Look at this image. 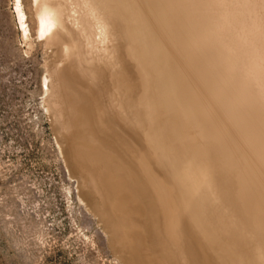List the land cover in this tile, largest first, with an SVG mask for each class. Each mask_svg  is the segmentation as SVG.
Segmentation results:
<instances>
[{
  "label": "rangeland",
  "instance_id": "1",
  "mask_svg": "<svg viewBox=\"0 0 264 264\" xmlns=\"http://www.w3.org/2000/svg\"><path fill=\"white\" fill-rule=\"evenodd\" d=\"M99 1L107 6L100 18L106 43L91 57L96 75L87 77L78 59L85 50L79 37L64 36L63 58L40 36L35 0L19 1L22 21L16 0H0V264H126L113 232L123 246L134 241L129 213L139 202L147 222L136 237L140 264H264V140L238 151L237 136L216 137L231 117L222 107L229 99L252 107L253 124L263 126L255 114L258 102L253 96L243 102V90L258 80L247 75L257 55L245 37L263 30L264 0H218L220 6L217 0L218 6L212 0H152V7L150 0H137L142 8L135 17L123 0ZM209 5L220 10L209 11ZM143 15L150 28L142 26ZM228 25L235 29L224 34L230 43L245 40L239 60L225 53L227 39L215 31ZM205 35L213 47L197 50L195 38ZM193 57L197 62L188 63ZM234 63L241 68L237 76L231 74ZM57 64H65L78 95L91 102L93 131L106 143H99V157L120 193L117 203L84 181L92 167L80 154L84 130L76 125L72 134L65 131L47 89L54 91ZM186 69L194 74L195 99L179 97ZM234 131L229 128L228 136Z\"/></svg>",
  "mask_w": 264,
  "mask_h": 264
},
{
  "label": "bare ground",
  "instance_id": "2",
  "mask_svg": "<svg viewBox=\"0 0 264 264\" xmlns=\"http://www.w3.org/2000/svg\"><path fill=\"white\" fill-rule=\"evenodd\" d=\"M19 1L20 0H16L17 11H18L20 20L22 21V10L20 8ZM147 1H149V0H147ZM132 2H134V3H132ZM132 2H131V0H123V4H124V8H125L126 13L128 10H132V12L130 11V13H133V14H130V15H132V16L134 15L133 17H135L138 14L137 13L138 10H140L142 8L140 6L142 1H141V3H139L137 0H135V1L132 0ZM150 2H153V1L150 0L149 3H147V2L146 3L149 4V7H152L153 4L150 5ZM210 2H211V0H210ZM210 2L208 1V3H210ZM212 2H211L212 4H210V5H214V2L217 4L218 0H217V2H216V0H212ZM35 3H36L37 13H38V17H39V33H40V36H44L48 43L57 45V47H58L57 52L64 53V57L62 56L63 58L66 57V53H67V46H66L67 43H66L64 36L71 34L77 38L79 37L85 44V50H81L80 53L78 54V59L80 61L81 70L85 76L94 77L96 75V70L92 66L93 60L91 59V57L94 55L95 52H97L99 50L101 51V48H102L101 44L106 41V36L103 33V28H102V24H101L102 21L100 18H101V15L103 13L102 11H106L107 6H104V3L103 2L100 3L99 0H35ZM210 5L208 8L212 7L214 9V7L216 6V5L215 6H210ZM207 6L208 5H206L204 10L207 9ZM217 6H218V4H217ZM219 6H220V3H219ZM149 9H151V8H149ZM214 10H220V8L214 9ZM209 11H213V10H211V8H210ZM209 11H207V12H209ZM165 12H167V14L168 13L171 14L170 12H168L166 10H165ZM202 12H200V13H202ZM215 12H217V11H215ZM204 13H203V16H204ZM218 13H219V11H218ZM218 13L215 14V16H213L214 14L212 13V16L219 19L218 17H220V16L218 15ZM164 14L166 16V13H164ZM190 14H192V13L190 12ZM163 15L159 16V17L161 18V17H163ZM192 15H195V14H192ZM165 16L161 19H164L163 21L167 22L168 25H172V24H169V23H171L169 21V19L171 20V18L167 17L168 18V20H167ZM203 16L201 18H204ZM146 17L143 15L140 17V20L143 21L142 24L145 22V26H147L146 28H150V26H149L150 21L147 20ZM199 17H200V15H199ZM226 17H227V15L224 17V19H226ZM130 18H132V17H130ZM221 18H222V16H221ZM172 20H174V19H172ZM131 21H135V20L133 19ZM159 21H161V20L158 19L157 26L160 25ZM163 21H162V24L165 25L166 23H163ZM212 21L214 22V23L212 22V24H214V26H216V24H218L217 23L218 21L217 22L214 20H212ZM203 22H206V21H203ZM21 24H22V22H21ZM138 24L140 25L141 21ZM138 24H136V25H138ZM162 24H161V27H162ZM204 24L205 23H203V25ZM133 26H134V24H133ZM142 26L144 27V24ZM165 26H167V25H165ZM165 26H163V27H165ZM201 26H202V24H201ZM262 26H263L262 31H256V32H252L250 34L246 33V35H248L247 38L244 36L245 39H250V41L249 40L248 41L251 42V45L253 46V50H254L253 52H254V54L257 55V57H253L254 55L251 56L252 57L251 67L249 69H247V75H251L252 77H256V78H258V80L255 83L254 82H251V83L248 82L249 86L248 85L245 86V89L243 90V92L245 93V99L243 102H249L251 100L250 98L253 96V98L258 102V103L256 102L257 104H255L256 107L258 108V112H256L255 114L258 115L259 119H261L263 126L262 125L258 126V125L253 124L252 120L257 118V117L253 116V114L250 113L253 110V108L245 106L246 103H244L243 105H238L237 104L238 99L235 98V99H229L228 101H226L225 105L222 104L224 111L229 112L231 114V117L219 125V131H218L219 136H216V137L219 140L226 141L227 139L232 138L234 135L237 136V139L234 137V142L237 141L236 149L238 151H239L240 147H243V144H245L247 147H249V146L253 145L254 143H256L257 140H260V139L264 140V69H262L260 67V63H261V59H262L261 56L264 55V24H262ZM24 27H22V28H24ZM98 27L101 28V30L99 29L100 32L97 31ZM207 29H209V28L207 27ZM24 30H25L24 31V37H26L27 31L25 28H24ZM136 31L138 32V30H136ZM215 31H216L217 35H219L218 37H220V40L226 41V39L230 38V37H226L227 35L225 33H228L231 36L232 35L231 32L235 31V29H233V27L230 28V26L228 25V27L224 30H218L216 27ZM213 32H214V29H213ZM244 33H245V31H244ZM224 34L226 36H224ZM243 35H245V34H243ZM98 37H100V38L98 39ZM203 37L202 38H198V37L195 38L197 50H200V48H205V47L212 48L214 45L212 42V39H211L212 37L210 38L209 35H207V36L205 35ZM240 39L241 40H239L238 45H233L234 43H230L231 39L230 40L227 39L226 43H225V41H223L226 44V52L225 53H234V55H236L235 56L236 60L240 59L239 57H241V56H239V55H242L243 54L242 52L245 49L244 48L245 47L244 46L245 40L242 38V36H240ZM215 40H216V38H215ZM220 40H217V41H220ZM150 41H151V39H150ZM247 44L248 43H246V45ZM148 48H149V46H148ZM251 48L252 47L250 46V49ZM86 53H88V55H86ZM225 53L222 52V53H220V55L221 54L223 55ZM57 54H58V57L60 58V56H59L60 54L59 53H57ZM178 55L180 56L181 54H178ZM221 56H220V60L222 59ZM243 56H245V55H243ZM246 56H248V55H246ZM182 57H183V55H182ZM197 58H194V57L189 58L188 63L194 64L195 63L194 60ZM246 58H248V57H246ZM177 59L179 60L180 58L177 56ZM182 59L183 58H181V61H182ZM184 62H182V63L184 64ZM222 64L219 63V65H221V66H222ZM63 67L65 68V64H64V66H62V68ZM62 68L58 64L55 65L53 68L52 74L54 76V79L52 81V86H53L54 91L52 89H50L49 87L47 88L51 94V97H53V99L50 101H52V105L56 108L57 117L61 120L65 131L71 132L74 129V127H76V125L78 126V128H83V130L85 131V132L82 131L83 134L81 135L82 136L81 138L84 141L83 142L81 141L82 142V148L80 149V154H81V156H84V155L87 156L86 159L88 161H90V163H91L90 167L91 166L92 167L89 169H85V172H86L85 175L86 176H84L85 177L84 181L86 183H88V187L90 185L91 188H93V192H95L96 194H99L98 196H100V195L103 196V193H102L103 189L105 191H108L109 195L112 196V197L110 196L111 199L113 201H116V203H117L119 200H122V199H119L120 197L119 198L116 197L117 198L116 199L114 196L117 194H120V193L115 191V189H116L114 187L115 185L108 182V180H107V173H108L107 169L108 168L106 167L107 165L103 161V159H100L101 157H99L100 148L98 146H100L99 143H101V141L99 140V138L96 137V134L93 131V125H92L93 119H91V117H94V116H91V110H92L91 109L92 108L91 102L89 101V99L87 97H83L82 95L81 96L78 95V93L74 89L75 85L73 84V81H71L72 75H69L70 73L66 74L63 71L64 68L63 69ZM240 69H241L240 65H236L234 63V65L231 68V74H233V75L236 74V76H237V74L240 72ZM66 70H68V68ZM194 72L195 71H193V73ZM184 74L181 75V81L184 82V85L182 86L183 90H181L179 97H183L186 100L189 99L190 97L195 99L196 98V96H195L196 86L193 83L194 80L192 77V75H194V74H192L191 71L188 72V69L185 70ZM74 77H76V76H74ZM98 77L100 78V76H98ZM122 78L124 79V76ZM85 81L83 80V82H85ZM80 83H81V81H80ZM84 85H85V83H84ZM84 85L82 84V86H84ZM89 85L91 86V84H88V87H89ZM201 85L202 86L204 85V87H205L206 84L202 83ZM92 87L93 86H91L90 88L92 89ZM90 88H89V90H90ZM94 89H95V86H94ZM67 90H69L70 95L66 94ZM85 90L88 91L87 89H85ZM86 91H85V93H86ZM255 92H258V93H255ZM96 94H97V91H96ZM246 94H248V95H246ZM68 96H70V97H68ZM89 98H90V96H89ZM93 99H94V97H93ZM90 100H92V99L90 98ZM210 101L213 102L214 100H210ZM212 102L209 103L211 106L214 105V104H212ZM95 105L98 106L97 104H95ZM96 113L100 114V112H97V108H96ZM214 115L215 114L213 112H210L209 113V119L214 118ZM98 117H99V115H98ZM251 118H253V119H251ZM194 119H196V117ZM255 120H257V119H255ZM196 122H197V120H196ZM231 127H235V131L233 134L231 132H229L231 135L228 136L227 130ZM76 130H77V128H76ZM139 130H141V129H139ZM96 132H98V131H96ZM71 134H72V132H71ZM74 134H76V133H74ZM68 136H70V135L68 134ZM73 137H75V136H73ZM70 138H72V137H70ZM244 140H247V142L245 143ZM74 142L76 143V141H74ZM78 142L80 143V139ZM102 143H104V142H102ZM104 144H106V143H104ZM71 147H72V145H71ZM105 147L106 146H104V148ZM169 148H171V147L169 146ZM244 148L245 147H243V149ZM118 150H119V148H118ZM114 151H117V150H114ZM241 151H243V150L241 149ZM107 152H108V150H107ZM180 154H182V153L180 152ZM184 154H186V152ZM261 159L264 162V156H262ZM87 166L89 167V165H87ZM93 166L95 167L96 172L94 171ZM80 169H82V168L80 167ZM192 169L194 170L193 166H192ZM188 170H190V169H188ZM123 174H124V176H126L125 172H123ZM122 178H124V177H122ZM129 179H130V177H129ZM129 179L127 178V181H129ZM123 181H126V180L123 179ZM122 183L125 184V182H122ZM126 183H128V182H126ZM136 185H137V183H136ZM136 185L134 184L135 187H136ZM127 187H128V185H127ZM125 189H126V187H125ZM138 193H139V191H138ZM199 193L202 196L204 195L201 192H199ZM121 196H122V194H121ZM141 196H143V195H141ZM153 203H154V200H153ZM144 209H145L144 206L139 202L136 204V208L129 213L130 227L136 233L134 241L130 245L123 246L121 240L116 235L117 233L113 232V236H115L117 238V239L115 238L117 240V244L120 243V245L118 247L123 248V250L125 251V252H123L122 250H119L120 253L122 254V256L125 257L124 260H125L126 264H140L139 258H138V253L141 252V248L138 244H136V241H137L136 237H137V235H139V233H141V231H143L142 229H145L147 226V224H146L147 222L144 221V217H143L144 216L143 215ZM101 211H102V213H104L102 205H101ZM134 213H136V215L140 217V218L138 217V219L140 221H143V224L142 223L140 224V221L134 217ZM149 215H150V213L148 214V216ZM111 222H113V221L111 220ZM250 233H252V232H250ZM252 236H253V233H252Z\"/></svg>",
  "mask_w": 264,
  "mask_h": 264
},
{
  "label": "water",
  "instance_id": "3",
  "mask_svg": "<svg viewBox=\"0 0 264 264\" xmlns=\"http://www.w3.org/2000/svg\"><path fill=\"white\" fill-rule=\"evenodd\" d=\"M100 211H101V210H100ZM100 211H99V212H100ZM112 231H113V230H112ZM110 233H111V229H110ZM112 244L115 246L116 243L112 241ZM116 247H118V246H116ZM118 250H122L123 252H125V251L123 250V248H119V247H118Z\"/></svg>",
  "mask_w": 264,
  "mask_h": 264
}]
</instances>
